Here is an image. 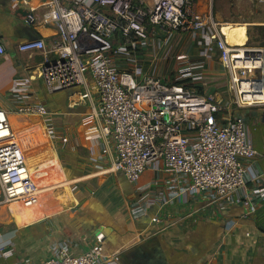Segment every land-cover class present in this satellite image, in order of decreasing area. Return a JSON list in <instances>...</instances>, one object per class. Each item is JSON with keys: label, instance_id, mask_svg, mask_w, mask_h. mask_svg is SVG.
<instances>
[{"label": "built area", "instance_id": "obj_1", "mask_svg": "<svg viewBox=\"0 0 264 264\" xmlns=\"http://www.w3.org/2000/svg\"><path fill=\"white\" fill-rule=\"evenodd\" d=\"M197 1L48 0L46 5L56 13L58 39L51 48L38 38L18 50L55 55L40 69L52 92L86 84L90 75L103 134L115 142L111 171L135 184L147 170L170 173L184 187L165 203L202 194L219 209L246 201L254 213L258 203H264L263 174L255 167L263 155L237 111L264 107V49L232 46L213 9L198 12ZM171 34L196 38L199 61L175 83L141 73L138 52L155 49ZM6 52L0 37V58ZM213 53L228 78V99L204 95L197 88L204 78L200 69ZM125 54L131 67L123 69L117 59ZM19 112L45 115L47 110L29 104ZM14 138L9 114L0 109V204L39 192ZM250 182L258 185L249 189ZM147 208V203H139L134 211ZM152 221L161 222L156 216ZM103 237L97 235L96 244L82 254H73L66 240L54 243L46 264H102ZM0 254L12 253L2 248Z\"/></svg>", "mask_w": 264, "mask_h": 264}, {"label": "crops", "instance_id": "obj_2", "mask_svg": "<svg viewBox=\"0 0 264 264\" xmlns=\"http://www.w3.org/2000/svg\"><path fill=\"white\" fill-rule=\"evenodd\" d=\"M47 1L0 0V37L7 51L0 58V109L9 114L39 187L34 195L0 204V252L12 253L0 254V264H46L53 244L64 240L73 254H82L99 234L102 264H264V203L254 213L246 201L219 209L202 194L165 203L184 187L170 173L147 170L135 184L111 171L115 142L103 134L90 75L86 84L52 92L40 69L55 55L18 50L38 38L51 48L58 39L56 13ZM198 3V12L213 8ZM128 60L125 54L117 62L125 69ZM29 104L47 113L19 112ZM252 140L263 155L255 167L264 185V135ZM257 185L250 182L248 188ZM144 202L147 210L135 212ZM155 216L161 223L152 221Z\"/></svg>", "mask_w": 264, "mask_h": 264}, {"label": "rangeland", "instance_id": "obj_3", "mask_svg": "<svg viewBox=\"0 0 264 264\" xmlns=\"http://www.w3.org/2000/svg\"><path fill=\"white\" fill-rule=\"evenodd\" d=\"M198 1V5L203 6L204 10L210 3L212 4L215 18L224 25L223 35L229 38L232 46L264 49V0ZM147 3H151V0H147ZM164 38L166 41L164 40L163 44H155V49L152 47L138 52L139 64L142 65L145 74L155 73L172 83L182 81L184 77L182 72L199 61L196 38L183 34H171ZM240 39L243 42H240ZM128 66L131 67L129 64ZM199 73H204V78L197 85L201 93L216 98L230 97L228 78L216 54L213 59L205 62L204 68L200 69ZM237 115L249 125L252 139L256 140L257 135H264V107L239 109ZM41 139L44 141L43 135ZM38 149H43V142Z\"/></svg>", "mask_w": 264, "mask_h": 264}, {"label": "trees", "instance_id": "obj_4", "mask_svg": "<svg viewBox=\"0 0 264 264\" xmlns=\"http://www.w3.org/2000/svg\"><path fill=\"white\" fill-rule=\"evenodd\" d=\"M243 27V26H242ZM241 31V35H243V29H241L240 30ZM228 40H229V38H227ZM230 41V40H229ZM240 42H243V40L242 39H240ZM230 43H231V41H230ZM199 92H200V90H199Z\"/></svg>", "mask_w": 264, "mask_h": 264}, {"label": "bare ground", "instance_id": "obj_5", "mask_svg": "<svg viewBox=\"0 0 264 264\" xmlns=\"http://www.w3.org/2000/svg\"><path fill=\"white\" fill-rule=\"evenodd\" d=\"M229 41V40H228ZM230 42V41H229ZM82 96V95H81ZM34 180L36 181L37 180V178L35 179L34 178ZM152 181V180H151ZM25 198V197H24ZM21 199H23V198H21ZM198 199V198H197ZM20 200V199H19ZM16 201V200H15ZM199 202V201H198ZM166 207V206H165ZM161 223V222H160ZM212 262V261H211Z\"/></svg>", "mask_w": 264, "mask_h": 264}]
</instances>
